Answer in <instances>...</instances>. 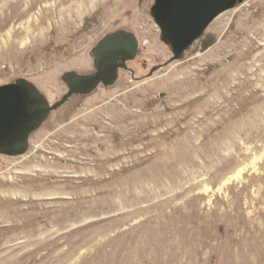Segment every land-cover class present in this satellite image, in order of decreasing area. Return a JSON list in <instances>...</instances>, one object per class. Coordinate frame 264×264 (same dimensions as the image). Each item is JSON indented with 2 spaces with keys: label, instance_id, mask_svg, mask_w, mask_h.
<instances>
[{
  "label": "rangeland",
  "instance_id": "1",
  "mask_svg": "<svg viewBox=\"0 0 264 264\" xmlns=\"http://www.w3.org/2000/svg\"><path fill=\"white\" fill-rule=\"evenodd\" d=\"M21 1L0 0V86L26 79L53 105L68 92L65 73L95 72L106 35L132 32L140 48L115 85L51 113L26 154L0 155V264H209L237 205L238 234L256 244L264 0L222 14L206 44L167 67L174 53L151 14L156 0ZM256 249L251 264H264Z\"/></svg>",
  "mask_w": 264,
  "mask_h": 264
},
{
  "label": "water",
  "instance_id": "2",
  "mask_svg": "<svg viewBox=\"0 0 264 264\" xmlns=\"http://www.w3.org/2000/svg\"><path fill=\"white\" fill-rule=\"evenodd\" d=\"M237 1L247 0H156L151 14L161 31L162 41L174 53L163 67L182 60L214 20L234 9ZM139 48L140 42L132 32L118 30L106 35L92 52L95 72L65 73L62 79L68 92L53 105L26 79L0 86V155L19 157L26 154L32 134L43 126L51 113L73 96H87L101 85H115L120 70L128 69V62L136 59Z\"/></svg>",
  "mask_w": 264,
  "mask_h": 264
},
{
  "label": "bare ground",
  "instance_id": "3",
  "mask_svg": "<svg viewBox=\"0 0 264 264\" xmlns=\"http://www.w3.org/2000/svg\"><path fill=\"white\" fill-rule=\"evenodd\" d=\"M119 1V0H118ZM121 1V0H120ZM124 1H126V0H123L122 2H124ZM21 2H23V0L21 1ZM116 2V1H115ZM120 4H118V3H116V4H118L119 6L117 7L118 8V10H119V8L120 9H123V7H125V5H123V7H122V4H121V2H119ZM117 10V11H118ZM72 23V22H71ZM70 25V24H69ZM73 25V24H72ZM28 29H30V28H28ZM29 32H30V30H29ZM32 33V32H31ZM253 43V42H252ZM252 72H253V74L256 76V72L255 71H253V70H251ZM248 74V73H247ZM232 76V75H231ZM242 78V77H241ZM225 79H227L228 80V76H226L225 77ZM236 80L238 79V78H235ZM241 80V79H240ZM243 81V80H242ZM246 81V80H245ZM221 82V81H220ZM226 82V81H225ZM247 83V82H246ZM238 84V83H237ZM241 84V83H240ZM239 84V85H240ZM235 94H237V93H235ZM196 101V100H195ZM195 101H192V102H194L195 103ZM193 103V104H194ZM191 106H192V104H191ZM258 116L259 117H263L264 116V101H263V103L261 104V106H260V109H259V111H258ZM186 117H187V115H186ZM184 119H185V117H184ZM177 132L178 131H182L180 128H178L177 130H176ZM255 167V166H254ZM247 168L245 167V168H242V169H240L238 172H236L235 174H234V176H232V178H240L241 176H242V174H243V172L246 170ZM255 169L257 170V168L255 167ZM232 178H229L227 181H229V180H231ZM261 178L262 179H264V176H261ZM259 179H260V177H259ZM249 186V185H248ZM256 200V199H255ZM256 204V203H255ZM236 205V204H235ZM233 212H234V214H228L227 215V222H226V224H227V232H226V234H225V236H224V238L221 240V242L223 243V250H222V252H221V256L219 257V252L216 250V248H215V245H211V254H210V258H209V264H251V259H252V255H253V252L255 251V248H257L256 249V256H258L259 255V253L260 254H262V255H264V244H262V243H260V239H261V236H262V230H264V227H260L258 224H255L254 226H253V228H252V233L251 234H254L255 235V237H256V244H254V243H252L250 240H249V242L247 243V231L245 232V233H240V234H238V232L240 231V229L242 228L243 229V222H244V220H243V216L241 215V213H240V209H239V207H238V205L233 209ZM5 220H6V218H4ZM7 221V220H6ZM5 222V221H4ZM171 231V230H170ZM167 232V231H166ZM166 232H165V234H166ZM172 232V231H171ZM169 234H171V233H169ZM169 234H168V236H169ZM173 234H174V232H173ZM173 235H171V237H172ZM133 238V237H132ZM170 238V237H169ZM175 238V237H174ZM163 239V238H162ZM159 240V239H158ZM167 240V239H166ZM170 240H172L171 238H170ZM0 241H2V238H0ZM136 241V240H135ZM132 242V241H131ZM159 242H161V241H159ZM162 242H163V240H162ZM161 242V243H162ZM167 242V241H166ZM173 242H175V241H172V243ZM155 243V242H154ZM156 243H157V241H156ZM170 243V242H169ZM138 244V243H137ZM164 244H166V243H164ZM168 244V243H167ZM175 244H177V241H176V243ZM179 244V243H178ZM189 244V243H188ZM139 245H141V243H139ZM138 245V246H139ZM156 245V244H155ZM171 245V244H170ZM173 245V244H172ZM180 245V244H179ZM187 245V244H186ZM190 245V244H189ZM188 245V246H189ZM142 246V245H141ZM146 246H148V245H146ZM163 246V245H162ZM168 246V245H167ZM253 246H255V247H253ZM133 247V246H132ZM132 247H130V249L132 248ZM143 247V246H142ZM141 247V248H142ZM171 247L172 246H170V248L168 249V248H166V246H165V248L166 249H168L167 251L171 254L172 252L171 251H173V250H171V251H169L170 249H171ZM144 248H147V247H144ZM152 248V247H151ZM161 248V247H160ZM159 248V249H160ZM173 248V247H172ZM175 249H176V246L174 247ZM180 248H182V247H180ZM139 249H140V247H139ZM142 249H140V251H141ZM144 250V249H143ZM142 250V251H143ZM179 250V249H178ZM177 250V251H178ZM140 251H139V254H141L140 253ZM144 251H146V250H144ZM164 251H166L165 249H164ZM133 252V251H132ZM134 252H135V249H134ZM133 252V253H134ZM147 252V251H146ZM159 252H163V251H159ZM133 253H131V254H133ZM143 253V252H142ZM166 253V252H165ZM164 253V254H165ZM146 254V253H145ZM144 254V255H145ZM148 254V253H147ZM146 254V255H147ZM134 255H135V253H134ZM143 255V254H142ZM175 255H176V251H175ZM174 254L172 255V256H175ZM136 256H140V255H136ZM148 256V255H147ZM171 257V255L169 256V258ZM145 259H146V257H144ZM149 258V257H148ZM155 258V257H154ZM173 258H177L176 256L175 257H173ZM172 258V259H173ZM186 258V257H185ZM142 259V258H141ZM150 259H152V257L150 258ZM172 259H169V260H172ZM178 259V258H177ZM143 260V259H142ZM142 260L141 261H139V262H142ZM146 260H148V259H146ZM174 260V259H173ZM256 264H259V262H258V259L256 258ZM144 262V261H143ZM155 262V261H154ZM154 262H153V264H154ZM175 262V261H174ZM148 263V262H147ZM150 263V262H149ZM152 263V262H151ZM150 263V264H151ZM136 264V263H135Z\"/></svg>",
  "mask_w": 264,
  "mask_h": 264
},
{
  "label": "flooded vegetation",
  "instance_id": "4",
  "mask_svg": "<svg viewBox=\"0 0 264 264\" xmlns=\"http://www.w3.org/2000/svg\"><path fill=\"white\" fill-rule=\"evenodd\" d=\"M240 4H242V3H240L239 1H237L236 7L239 6ZM231 10H232V9H231ZM225 13H226V12H225ZM223 14H224V13H223ZM221 15H222V14H221ZM221 15H220V16H221ZM220 16H219V17H220ZM219 17H217V18L214 20V22H215ZM214 22H213V23H214ZM213 23H212V24H213ZM212 24H211V25H212ZM211 25H210V26H211ZM210 26H209V27H210ZM209 27H208V28H209ZM207 30H208V29H207ZM207 30H206V31H207ZM205 37H206V32H205L204 36L202 37V38H203L202 43H204V44H206V43L208 42V40H209L208 37H206V38H205ZM202 38H201V39H202ZM201 39H200V40H201ZM204 39H205V40H204Z\"/></svg>",
  "mask_w": 264,
  "mask_h": 264
}]
</instances>
